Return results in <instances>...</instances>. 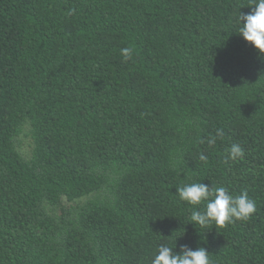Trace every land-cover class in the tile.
Wrapping results in <instances>:
<instances>
[{"label": "trees", "instance_id": "trees-1", "mask_svg": "<svg viewBox=\"0 0 264 264\" xmlns=\"http://www.w3.org/2000/svg\"><path fill=\"white\" fill-rule=\"evenodd\" d=\"M254 5L0 0V264H151L162 244L264 264V54L239 34ZM198 182L256 211L194 226L206 202L176 189Z\"/></svg>", "mask_w": 264, "mask_h": 264}, {"label": "clouds", "instance_id": "clouds-1", "mask_svg": "<svg viewBox=\"0 0 264 264\" xmlns=\"http://www.w3.org/2000/svg\"><path fill=\"white\" fill-rule=\"evenodd\" d=\"M250 13H240L239 21L242 26L239 34L250 44L254 45L259 53L264 54V0H255V5ZM131 48L121 49L125 59L132 56ZM224 135L222 129H218L215 136L208 140L209 146L216 143V137ZM244 149L240 144H233L229 149V159L236 160L244 156ZM207 159L203 154L200 160ZM178 197L191 205H199L206 202L204 210H193L190 223L196 226H205L215 221L216 225L223 226L234 219L244 220L249 218L256 211V204L244 191L239 195H233L226 187H213L208 184L198 182L188 184L176 189ZM151 264H210L209 252L204 247L196 249L189 245H181L180 251L174 248L160 245L157 254L152 259Z\"/></svg>", "mask_w": 264, "mask_h": 264}, {"label": "rangeland", "instance_id": "rangeland-1", "mask_svg": "<svg viewBox=\"0 0 264 264\" xmlns=\"http://www.w3.org/2000/svg\"><path fill=\"white\" fill-rule=\"evenodd\" d=\"M30 145H31V141L30 138H28L27 136H24L21 139V145H20V149L23 153H28L29 149H30Z\"/></svg>", "mask_w": 264, "mask_h": 264}]
</instances>
